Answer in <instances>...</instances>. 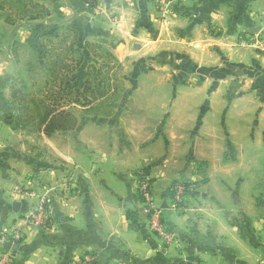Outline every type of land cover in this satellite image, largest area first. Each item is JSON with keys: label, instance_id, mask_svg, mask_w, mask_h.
<instances>
[{"label": "crops", "instance_id": "0c3cea01", "mask_svg": "<svg viewBox=\"0 0 264 264\" xmlns=\"http://www.w3.org/2000/svg\"><path fill=\"white\" fill-rule=\"evenodd\" d=\"M180 7L172 23L179 52L192 64L190 76L222 72L209 96L198 84L191 100L157 103L159 118L130 116L136 103L122 108L127 103L114 102L113 116L105 112L80 119L76 131L54 132L61 164H54L47 227L22 218L27 197L20 178L10 182L0 161V264H259L264 205L255 176L264 171V0H182ZM131 55L115 52L112 59L122 65ZM3 66L4 157L12 149L4 132L11 131L6 113L13 107L3 91L14 73ZM143 174L167 238L150 229L141 211ZM179 181L190 186L175 207Z\"/></svg>", "mask_w": 264, "mask_h": 264}, {"label": "rangeland", "instance_id": "374dc122", "mask_svg": "<svg viewBox=\"0 0 264 264\" xmlns=\"http://www.w3.org/2000/svg\"><path fill=\"white\" fill-rule=\"evenodd\" d=\"M6 3L0 0V63L14 73L3 91L13 107L6 113L11 131L4 132L10 136L12 149L0 161L10 170V182L20 178L27 197L22 218L47 227L54 164H61L54 157V132L76 131L80 119L104 116L105 112L113 116L114 102L127 103L122 108L136 103L130 116L159 118L154 108L157 103L191 100L195 86L208 89L222 72L204 69L200 76H190L192 64L179 52V32L172 23L181 15L182 0ZM24 22L33 25L24 26ZM125 51L134 55L122 65L112 59L115 52ZM201 95L205 99V93ZM101 104L108 108L100 109ZM3 144L8 147L4 141L1 148ZM255 177L264 202V171L257 170ZM184 182L175 183L174 200L175 187ZM185 193L186 189L182 196ZM17 229L22 239V230ZM259 264H264V252Z\"/></svg>", "mask_w": 264, "mask_h": 264}, {"label": "built area", "instance_id": "2783aa9c", "mask_svg": "<svg viewBox=\"0 0 264 264\" xmlns=\"http://www.w3.org/2000/svg\"><path fill=\"white\" fill-rule=\"evenodd\" d=\"M185 183V182H184ZM180 183L175 187L176 194H175V203L174 206H178L179 202L183 198L184 190L186 189L185 184ZM140 194L143 201V207L142 212L147 216L148 218V224L150 229L155 232L156 234L167 238V231L165 227L163 226L162 219H161V209L157 205L156 200L151 192L150 189V183L149 179L144 176V174L141 177L140 181ZM6 231V230H5ZM4 231V233H6ZM21 237V232L16 231L14 232V238L19 240Z\"/></svg>", "mask_w": 264, "mask_h": 264}, {"label": "trees", "instance_id": "16d2710c", "mask_svg": "<svg viewBox=\"0 0 264 264\" xmlns=\"http://www.w3.org/2000/svg\"><path fill=\"white\" fill-rule=\"evenodd\" d=\"M185 187L188 188V186H190V183L188 181H186L185 183ZM263 205H264V202L262 201Z\"/></svg>", "mask_w": 264, "mask_h": 264}, {"label": "water", "instance_id": "95a60500", "mask_svg": "<svg viewBox=\"0 0 264 264\" xmlns=\"http://www.w3.org/2000/svg\"><path fill=\"white\" fill-rule=\"evenodd\" d=\"M17 207H18V204L15 203V204H14V208H15L16 210H17Z\"/></svg>", "mask_w": 264, "mask_h": 264}]
</instances>
